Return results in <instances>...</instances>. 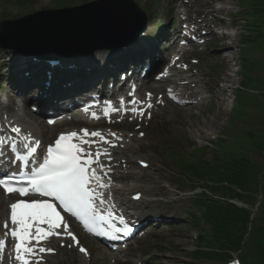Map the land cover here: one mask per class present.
I'll return each instance as SVG.
<instances>
[{"label": "rangeland", "instance_id": "374dc122", "mask_svg": "<svg viewBox=\"0 0 264 264\" xmlns=\"http://www.w3.org/2000/svg\"><path fill=\"white\" fill-rule=\"evenodd\" d=\"M61 1L64 3L62 4ZM96 0H0V23L4 20L16 19L40 10H53L68 5H80ZM145 14L150 18L152 24L148 35H155L162 25L170 23L177 15L172 3L174 0H134ZM233 1V8L229 11V16H223V22L232 26L228 33L236 34L231 42L234 44L235 61L233 67L228 70L222 62L214 58L217 49L210 50V47L201 54V62L198 66H193V73L198 76L206 86L216 89L221 85V80L225 74L231 75L236 83L228 92L227 100L210 101L209 95L203 92V87L199 89L201 98H205L202 103L194 107L191 111L182 110L176 106L168 105L156 111L154 120L143 128L144 139L138 138L139 133L134 130L130 134H136L137 141H133L132 149L140 151L137 158L144 160L147 168L141 172L142 178L138 186L139 189L132 192L143 193V199L139 203L142 208L146 206L151 214H162L166 219L176 220L167 228H159L143 240H138L131 245L126 256H119L117 263L127 261V264H191V252L195 249L197 231L193 224H190L191 214L196 211L191 199L190 190L193 184L183 185V176L177 172L169 160L164 157L169 144L176 141V145L191 153L194 150H204L205 160H212V150L219 149V140L227 136L238 139L241 133L247 131L264 130V38H256L257 41L247 42L245 47L243 42L246 39L257 36L256 32L261 33L263 27L258 31H251L250 23L252 16L249 11L243 10L240 0ZM247 6V4H244ZM247 8H251L248 6ZM254 15V14H252ZM221 21V18L216 20ZM251 28V29H250ZM2 38H0L1 42ZM3 41V40H2ZM228 41H224V44ZM221 47V46H220ZM203 49V48H202ZM201 50L197 49V52ZM14 52L9 49H0V64L7 65L9 69L12 65L8 62ZM9 58V59H6ZM247 58V61H246ZM4 60V61H3ZM31 60V59H29ZM46 64V63H45ZM1 68V65H0ZM1 74L4 77H1ZM11 72H1L0 86L3 84L4 93L11 92ZM249 91H257L256 96H250ZM37 95V92L34 93ZM237 96L240 100L238 111L245 110L243 103L256 102L245 112L247 118L242 120L232 117V111L237 103ZM200 97H197L199 99ZM27 111L31 113L27 106ZM35 117V116H34ZM37 117V116H36ZM35 119V118H34ZM36 119H39L37 117ZM233 121V122H232ZM245 121V123H244ZM247 122V124H246ZM206 124H212V129H207ZM197 130H203L206 137H200ZM239 130V131H238ZM228 139V138H227ZM233 146V141H228ZM224 147V148H226ZM243 149V148H242ZM255 162L264 163V157L259 150L252 147L243 149ZM130 192V193H132ZM183 192V193H182ZM129 193V194H130ZM0 210V213H4ZM84 245L92 249L95 253L92 264H114L113 257H108L98 249L91 241L84 239ZM94 245V246H93ZM48 264H83L81 258L75 250H64L62 253L50 258Z\"/></svg>", "mask_w": 264, "mask_h": 264}, {"label": "trees", "instance_id": "16d2710c", "mask_svg": "<svg viewBox=\"0 0 264 264\" xmlns=\"http://www.w3.org/2000/svg\"><path fill=\"white\" fill-rule=\"evenodd\" d=\"M251 6L256 20L252 31H258L264 24V0H251ZM258 35L262 37V33ZM254 103H243L245 110L238 111L239 102L237 119L247 118L245 111ZM228 138L234 146L227 148L228 139L220 140L221 147L213 151L210 161L205 160L206 150L188 153L175 146L166 152L165 157L186 181L203 188L194 198L199 214L192 216V224L198 239L191 264H227L237 254L242 264H264V163L255 162L243 150L252 147L264 151V130H248L238 139ZM259 197L257 214L251 219Z\"/></svg>", "mask_w": 264, "mask_h": 264}, {"label": "snow or ice", "instance_id": "6c2138e0", "mask_svg": "<svg viewBox=\"0 0 264 264\" xmlns=\"http://www.w3.org/2000/svg\"><path fill=\"white\" fill-rule=\"evenodd\" d=\"M111 111L119 109L111 107V102H107ZM123 103V101H121ZM133 105L137 103L135 99L130 101ZM152 105L149 103L148 107ZM85 112L89 109L85 108ZM137 111L135 107L131 109ZM107 114V109L105 110ZM95 118H99L93 113ZM20 131V129H15ZM83 136H79L78 132L73 131L67 134H61L55 140L53 146L47 149V155L42 163H38L29 170L20 172H9L3 178H0V185L8 193L17 192L21 196H27L30 193H38L40 198L31 201L20 199L11 204L10 224L6 222L4 228L17 242L15 244V259L21 261L22 264H33L30 258L37 257L38 253L52 252L54 249L42 246V241H47L50 237L67 235L72 242L79 243L77 237L67 231V224H63L64 217L58 206H62L63 210L71 213L82 221L83 225L91 232L97 235L109 236L113 235L102 227L104 223L111 225L113 213L109 211L104 215L96 203L97 190L91 187L93 181L97 182L98 188H107L109 185L103 182L106 173H98L91 165L98 164L103 170L106 165L100 163L101 155L109 156L110 153L100 151H90L84 145L91 146L95 141L87 139V137H101L104 143L110 144L112 147L116 145L109 139L104 138L99 131L89 132L83 129ZM115 136V133H111ZM142 135V134H141ZM80 143L74 142L76 139ZM119 139V137H117ZM36 148H31L30 153H35ZM27 162V157H24ZM15 164V160L12 161ZM16 181L21 186L13 183ZM26 182V186H23ZM99 203H105L103 194H100ZM124 223L123 218H120ZM114 228L115 232H124L129 234L131 229L125 224L123 229ZM35 241V245H33ZM0 241V244H3ZM71 246V245H69ZM81 252L86 251L81 248ZM38 264V261L36 262Z\"/></svg>", "mask_w": 264, "mask_h": 264}, {"label": "water", "instance_id": "95a60500", "mask_svg": "<svg viewBox=\"0 0 264 264\" xmlns=\"http://www.w3.org/2000/svg\"><path fill=\"white\" fill-rule=\"evenodd\" d=\"M146 28V16L134 1L99 0L4 21L0 24V47L41 59L81 58L126 46Z\"/></svg>", "mask_w": 264, "mask_h": 264}, {"label": "bare ground", "instance_id": "6f19581e", "mask_svg": "<svg viewBox=\"0 0 264 264\" xmlns=\"http://www.w3.org/2000/svg\"><path fill=\"white\" fill-rule=\"evenodd\" d=\"M211 1H217V0H211ZM222 4V8L219 10V12L222 13H227L229 14V11L231 10V8H233L234 4L233 1L231 0H219ZM195 4V3H193ZM207 4L205 6H203L201 8V13L205 14V16H203L202 22L207 21L208 17L213 14L216 13L214 7H208ZM180 8H183L187 11H190L192 8L187 7V6H182L180 5ZM217 25L221 26V27H225V28H229L231 27L230 25L224 23L223 21H220L217 23ZM152 27V25L150 24L148 27L147 32H149ZM148 34L146 33V36ZM236 37V34L234 33H225V35L223 36L224 41H228L224 44H222V47L217 51V53L214 55L216 59H218L220 62H222V64L228 69L231 70L233 67V62L235 61V54H234V44L231 43L234 38ZM146 37H144V41H142L141 43L144 42V44H149V41H147L145 39ZM104 52H97L96 55L85 59L83 61H81L78 64V67L80 69H77L76 71L74 70H68V68H70L71 66H74L73 63H68V64H63L65 69H67V71H69V73H71L73 76L79 77L82 76V71L84 66H96V65H103L106 62L107 57L102 54ZM109 59V58H108ZM24 67H28L29 69H34L40 73H43L45 69L48 68V66L42 64V63H34L33 61L30 62H26L23 64ZM96 68V67H95ZM86 75V74H84ZM86 76H93L92 75H86ZM182 82V80L178 81L175 80L176 84H180ZM21 83L24 84L25 89H29L30 88V82L27 80H21ZM236 83L235 79L229 75V74H225L224 78L221 80V85H218L215 89V91H211V99L213 101H220V100H227L228 97V92H230V90L233 88V85ZM200 82L199 81H195V80H190L188 83H185L184 87H195L197 85H199ZM36 88H30L28 90V92L32 91H37L34 90ZM27 93L25 90L24 91H14V93H9L6 97L8 100H10L15 106L19 107L20 109V119L18 118L17 120L15 119L14 123L18 124L20 126H22L25 130L30 131L31 133L34 134L35 137L41 139L44 142H48L50 143V141L52 140V138L54 137V134L52 135L50 133L49 130L53 129L49 126L46 125V123L41 119H35L34 122L35 124H31L30 121L25 120V116H28L31 120L34 119L33 115L31 113L27 112V107L21 105L20 103H17V99H19L18 95L21 94H25ZM55 95L53 93H46V97L45 98H40L38 101L41 102L44 106H49L52 104V101L54 100ZM0 102H2V96H0ZM3 106V110L8 112L7 110H11L8 106L2 104ZM189 109V108H188ZM24 115H23V114ZM68 115V114H67ZM3 115H1L2 118ZM55 118V117H54ZM33 121V120H32ZM64 122H62L63 124ZM61 124V125H62ZM60 125V126H61ZM213 125L212 124H206L204 129H212ZM41 130H46L44 133L39 134L37 132L38 129ZM111 133L114 132H109V131H105L103 132V137L107 138L109 140H111L115 145L119 143V141H121V143H119L118 145V151H114L113 147L110 144H106L104 143L103 138H98V137H91L89 140L91 141H95L94 144H92L91 146L88 145V147H90V150H98L101 153L103 152H108L110 153V157L109 156H103L104 159H106L105 165H109L112 166L114 169V167H116L117 172L116 175L113 177V179L116 181L117 185V189L115 192H104V196H105V200L110 201L114 198V196H123L124 193L127 190H133L134 187H129L127 185L123 186V184H125L124 182L127 180H131L132 182H134L135 184L139 182V179L141 178V174L137 171V166L136 165V161H133L131 156H134L137 154L136 151L132 150L129 146V139L127 138V136L121 135V134H116L117 137H119V139H117L116 136H112ZM197 134L200 137H206V134L203 132V130H197ZM121 139V140H120ZM129 143V144H128ZM117 146V145H116ZM115 146V147H116ZM112 159L111 162H109V160ZM123 165H126V167H123ZM139 167V164H138ZM122 170V171H121ZM103 188H100V190H102ZM118 198V197H117ZM116 206L118 207H123L124 203L123 200L119 202H115L114 203ZM120 204V205H119ZM115 206V208H116Z\"/></svg>", "mask_w": 264, "mask_h": 264}]
</instances>
